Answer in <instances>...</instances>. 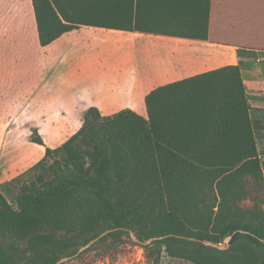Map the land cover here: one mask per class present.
Returning a JSON list of instances; mask_svg holds the SVG:
<instances>
[{
  "label": "trees",
  "instance_id": "trees-1",
  "mask_svg": "<svg viewBox=\"0 0 264 264\" xmlns=\"http://www.w3.org/2000/svg\"><path fill=\"white\" fill-rule=\"evenodd\" d=\"M33 1L42 46L82 24L208 37L210 0ZM146 105L147 116L92 106L56 148L31 138L46 152L30 170L45 171L16 203L0 184V264L76 255L108 230L99 242L131 232L197 264H264V208L241 205L264 180L241 65L158 86Z\"/></svg>",
  "mask_w": 264,
  "mask_h": 264
},
{
  "label": "crops",
  "instance_id": "crops-1",
  "mask_svg": "<svg viewBox=\"0 0 264 264\" xmlns=\"http://www.w3.org/2000/svg\"><path fill=\"white\" fill-rule=\"evenodd\" d=\"M209 4L207 38L82 24L42 46L38 32V43L47 54L46 71L39 74L38 86L44 96L32 102L33 108L68 112L64 124L79 128L92 106L103 115L132 109L147 116L146 96L154 88L240 64L253 117L254 112L264 114V0ZM69 137L45 142L56 148ZM261 142L264 137L258 139L259 150ZM32 149L39 158L45 155V145L32 142ZM11 169L0 170L2 188L7 179L21 173L6 178Z\"/></svg>",
  "mask_w": 264,
  "mask_h": 264
},
{
  "label": "rangeland",
  "instance_id": "rangeland-1",
  "mask_svg": "<svg viewBox=\"0 0 264 264\" xmlns=\"http://www.w3.org/2000/svg\"><path fill=\"white\" fill-rule=\"evenodd\" d=\"M37 36L33 0H0V170L13 166L6 178L21 172L12 180L7 179L1 187L12 203H16L15 196L23 181H30L40 171H45L44 167L30 170L41 159L38 151L32 149L31 138L39 133L44 142L49 138H57L59 142L79 128V125L64 124L68 112L33 108L32 102L44 96L38 86L39 74L46 71L44 57L47 55ZM253 118L260 122V139L264 137V114L254 112ZM35 120L43 125H35ZM261 145L259 154L264 160V143ZM248 184L251 197L241 205L251 208L260 203L264 208V180H250ZM100 238L88 247H81L76 255L49 253L19 264H197L183 254L172 255L167 243H153V238L146 248L131 232L116 233L99 242ZM232 238L233 235L229 242ZM170 243L178 247L186 245Z\"/></svg>",
  "mask_w": 264,
  "mask_h": 264
},
{
  "label": "water",
  "instance_id": "water-1",
  "mask_svg": "<svg viewBox=\"0 0 264 264\" xmlns=\"http://www.w3.org/2000/svg\"><path fill=\"white\" fill-rule=\"evenodd\" d=\"M110 231V230H108ZM108 231H105L104 233H102L100 236H98L97 238H95L94 240H92L88 245H86V247L90 246L91 244H93L95 241H97L101 236L103 235H106L108 233ZM231 239V236H228L225 240V243L228 244L229 243V240ZM151 240L153 239H150V240H147V241H144L145 244L149 243ZM214 246H217L218 244H213ZM222 248H224L225 246L222 245L221 246Z\"/></svg>",
  "mask_w": 264,
  "mask_h": 264
}]
</instances>
